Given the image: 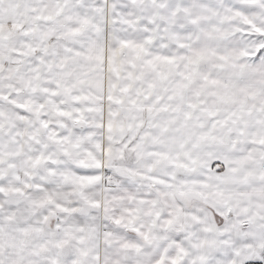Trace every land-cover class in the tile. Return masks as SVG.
Returning <instances> with one entry per match:
<instances>
[{"label": "snow or ice", "instance_id": "snow-or-ice-1", "mask_svg": "<svg viewBox=\"0 0 264 264\" xmlns=\"http://www.w3.org/2000/svg\"><path fill=\"white\" fill-rule=\"evenodd\" d=\"M0 264H264V0H0Z\"/></svg>", "mask_w": 264, "mask_h": 264}]
</instances>
